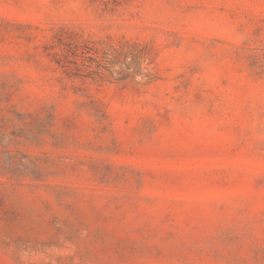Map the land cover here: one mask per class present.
Returning a JSON list of instances; mask_svg holds the SVG:
<instances>
[{
  "label": "rangeland",
  "instance_id": "374dc122",
  "mask_svg": "<svg viewBox=\"0 0 264 264\" xmlns=\"http://www.w3.org/2000/svg\"><path fill=\"white\" fill-rule=\"evenodd\" d=\"M0 264H264V0H0Z\"/></svg>",
  "mask_w": 264,
  "mask_h": 264
}]
</instances>
